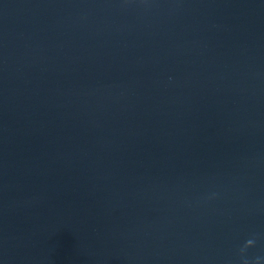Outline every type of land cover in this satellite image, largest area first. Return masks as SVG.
<instances>
[{
	"label": "water",
	"instance_id": "water-1",
	"mask_svg": "<svg viewBox=\"0 0 264 264\" xmlns=\"http://www.w3.org/2000/svg\"><path fill=\"white\" fill-rule=\"evenodd\" d=\"M257 258L264 0H0V264Z\"/></svg>",
	"mask_w": 264,
	"mask_h": 264
},
{
	"label": "clouds",
	"instance_id": "clouds-1",
	"mask_svg": "<svg viewBox=\"0 0 264 264\" xmlns=\"http://www.w3.org/2000/svg\"><path fill=\"white\" fill-rule=\"evenodd\" d=\"M255 244V238L248 239L244 246L240 249L241 254H243L249 247L254 246ZM243 264H248V261L245 259ZM256 264H259V258H257Z\"/></svg>",
	"mask_w": 264,
	"mask_h": 264
}]
</instances>
